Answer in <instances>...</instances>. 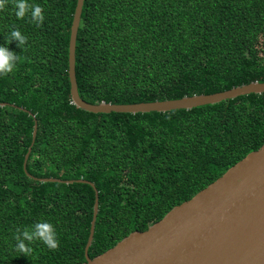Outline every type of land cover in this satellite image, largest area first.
<instances>
[{
  "label": "trees",
  "instance_id": "16d2710c",
  "mask_svg": "<svg viewBox=\"0 0 264 264\" xmlns=\"http://www.w3.org/2000/svg\"><path fill=\"white\" fill-rule=\"evenodd\" d=\"M42 21L0 9L19 57L0 74V264H78L94 213L90 259L146 231L264 145V94L166 113L94 114L73 104L69 41L77 0H25ZM79 95L89 104H137L264 83V0H84L76 41ZM5 104V105H1ZM26 110V111H23ZM37 136L32 146L33 131ZM32 146L26 171L25 156ZM31 176H28V174ZM50 222L57 247L17 229Z\"/></svg>",
  "mask_w": 264,
  "mask_h": 264
},
{
  "label": "water",
  "instance_id": "95a60500",
  "mask_svg": "<svg viewBox=\"0 0 264 264\" xmlns=\"http://www.w3.org/2000/svg\"><path fill=\"white\" fill-rule=\"evenodd\" d=\"M83 5L84 0H77L69 41L68 75L72 102L84 111L94 114L166 113L264 94V83L252 82L224 92L177 100L125 105L89 104L79 95L75 71L76 41ZM37 128L35 122L32 146ZM32 146L25 156V171ZM37 180L42 183H85L95 191L93 219L85 247L86 261L78 264H264V145L249 153L190 200L174 207L146 231L130 233L93 259L89 258L88 251L94 240L99 212L95 185L82 179Z\"/></svg>",
  "mask_w": 264,
  "mask_h": 264
},
{
  "label": "clouds",
  "instance_id": "9594fccd",
  "mask_svg": "<svg viewBox=\"0 0 264 264\" xmlns=\"http://www.w3.org/2000/svg\"><path fill=\"white\" fill-rule=\"evenodd\" d=\"M5 3L6 0H0V9L4 8ZM11 11L16 18H23L25 15H29L31 21L36 24H39L43 19L41 8L38 5L27 4L25 0H13ZM3 37L4 43L0 44V74L13 71L19 59L18 55L9 49L8 45L16 41V46L19 48L26 39L15 28L10 29L6 35L3 34ZM13 239L15 241L14 250L24 256L31 251L26 242L30 244L32 241L38 240L49 249H55L58 244L55 228L46 220H38L30 227L22 230L17 229V234Z\"/></svg>",
  "mask_w": 264,
  "mask_h": 264
}]
</instances>
